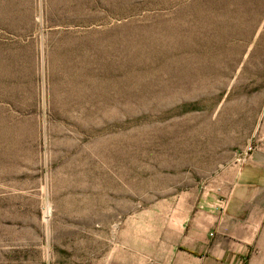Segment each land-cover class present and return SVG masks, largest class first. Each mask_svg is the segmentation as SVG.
Returning <instances> with one entry per match:
<instances>
[{
  "label": "rangeland",
  "instance_id": "obj_1",
  "mask_svg": "<svg viewBox=\"0 0 264 264\" xmlns=\"http://www.w3.org/2000/svg\"><path fill=\"white\" fill-rule=\"evenodd\" d=\"M263 112L264 0H0V264H148Z\"/></svg>",
  "mask_w": 264,
  "mask_h": 264
},
{
  "label": "crops",
  "instance_id": "obj_2",
  "mask_svg": "<svg viewBox=\"0 0 264 264\" xmlns=\"http://www.w3.org/2000/svg\"><path fill=\"white\" fill-rule=\"evenodd\" d=\"M249 144L254 151L187 205L178 233L148 264H264V112Z\"/></svg>",
  "mask_w": 264,
  "mask_h": 264
},
{
  "label": "built area",
  "instance_id": "obj_3",
  "mask_svg": "<svg viewBox=\"0 0 264 264\" xmlns=\"http://www.w3.org/2000/svg\"><path fill=\"white\" fill-rule=\"evenodd\" d=\"M254 151V148L252 146L247 147V149L245 150V152L242 153L241 157L239 158L240 161H244L246 160V158L248 157V155Z\"/></svg>",
  "mask_w": 264,
  "mask_h": 264
}]
</instances>
